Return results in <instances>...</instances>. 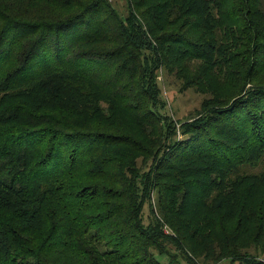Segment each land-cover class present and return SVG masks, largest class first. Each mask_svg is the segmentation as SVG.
<instances>
[{
    "label": "trees",
    "instance_id": "trees-1",
    "mask_svg": "<svg viewBox=\"0 0 264 264\" xmlns=\"http://www.w3.org/2000/svg\"><path fill=\"white\" fill-rule=\"evenodd\" d=\"M122 1L0 0V264H264V0Z\"/></svg>",
    "mask_w": 264,
    "mask_h": 264
},
{
    "label": "rangeland",
    "instance_id": "rangeland-1",
    "mask_svg": "<svg viewBox=\"0 0 264 264\" xmlns=\"http://www.w3.org/2000/svg\"><path fill=\"white\" fill-rule=\"evenodd\" d=\"M126 1H122V10H126ZM164 95L169 101V106L174 116L178 118L186 117L193 112H196L201 107L203 95L194 89H181V81L167 74L164 71ZM146 214H149V208L146 209Z\"/></svg>",
    "mask_w": 264,
    "mask_h": 264
}]
</instances>
